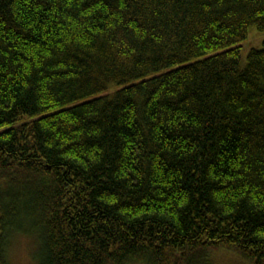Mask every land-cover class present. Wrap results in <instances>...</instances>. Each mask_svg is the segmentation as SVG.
Wrapping results in <instances>:
<instances>
[{"label":"trees","instance_id":"trees-1","mask_svg":"<svg viewBox=\"0 0 264 264\" xmlns=\"http://www.w3.org/2000/svg\"><path fill=\"white\" fill-rule=\"evenodd\" d=\"M264 0H0V264H264Z\"/></svg>","mask_w":264,"mask_h":264},{"label":"rangeland","instance_id":"rangeland-1","mask_svg":"<svg viewBox=\"0 0 264 264\" xmlns=\"http://www.w3.org/2000/svg\"><path fill=\"white\" fill-rule=\"evenodd\" d=\"M264 46V32L256 27L249 30L248 40L242 44V58L247 59L252 49H260ZM35 234L17 233L12 237L9 246L10 264H40V242ZM215 264H244L234 253L223 251L213 254ZM132 264H145L134 262Z\"/></svg>","mask_w":264,"mask_h":264}]
</instances>
